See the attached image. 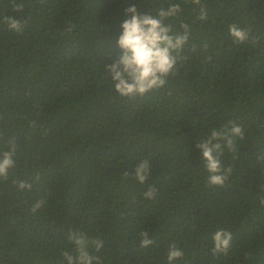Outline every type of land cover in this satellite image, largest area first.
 <instances>
[{
    "label": "trees",
    "instance_id": "16d2710c",
    "mask_svg": "<svg viewBox=\"0 0 264 264\" xmlns=\"http://www.w3.org/2000/svg\"><path fill=\"white\" fill-rule=\"evenodd\" d=\"M177 2L183 11L165 23L189 24L187 59L162 88L119 96L105 65L120 54L125 9L156 15ZM201 3L207 21L182 0H23L21 13L0 0V152L11 138L17 146L0 179V264H67L69 231L103 242L90 247L101 264H168L170 244L184 253L173 264H264V0ZM6 15L26 20L23 30ZM231 24L248 40L235 43ZM232 124L244 132L221 156L232 173L210 185L195 145ZM217 230L232 235L226 255H212Z\"/></svg>",
    "mask_w": 264,
    "mask_h": 264
},
{
    "label": "clouds",
    "instance_id": "9594fccd",
    "mask_svg": "<svg viewBox=\"0 0 264 264\" xmlns=\"http://www.w3.org/2000/svg\"><path fill=\"white\" fill-rule=\"evenodd\" d=\"M185 4L196 5L199 8V14L196 20L207 21L208 11L202 5L201 0H182ZM12 11L21 13L24 9L23 0H10ZM183 11L181 3H171L167 8H159L156 15L149 12L141 13L137 6L132 5L125 9L126 18L120 25L122 31L116 41L121 50L117 58L111 63L105 65V71L109 74L114 83L116 93L121 97L134 98L144 96L149 92L160 89L167 83L170 77L176 76L178 66L187 59L183 55L184 49L188 43L191 28L189 24L181 23L182 31H174L172 25L165 23L171 18L176 17ZM193 11H197L196 8ZM3 22L8 29L15 32H21L27 23L17 16L6 15ZM229 34L237 44L248 40L249 33L241 29L236 24L229 25ZM230 124L232 122H229ZM235 137L244 138L242 128L232 124L230 128L221 126L218 129H211L209 133L195 145L202 153L204 167L209 173L208 182L210 185L223 186L232 173L231 167H224L221 156L224 149L235 153ZM8 150L0 152V179H7L9 169L15 166L14 156L16 154V141L11 138L6 141ZM258 160H264V154L258 157ZM150 174V164L148 160L139 163L134 169V178L141 184H144ZM127 176L128 173H125ZM31 184L20 182L18 188L31 189ZM156 189L149 187L144 193V198L152 200L156 196ZM261 204H264L262 199ZM44 204V201H37L30 211L36 213ZM142 239L140 246L147 248L154 241L149 238L148 231L140 233ZM68 240L74 246L70 251L62 253L63 259L67 264H101V258L98 255L90 253V247L95 246V251L99 252L103 247L100 239L90 240L86 233L82 231H69ZM214 247L212 255L220 253L227 254L231 247L232 235L228 231L217 230L213 236ZM183 252L175 244H170L167 261L168 264L183 256Z\"/></svg>",
    "mask_w": 264,
    "mask_h": 264
}]
</instances>
